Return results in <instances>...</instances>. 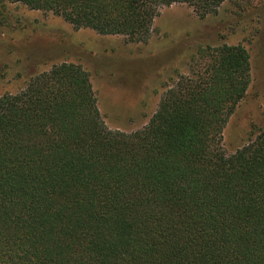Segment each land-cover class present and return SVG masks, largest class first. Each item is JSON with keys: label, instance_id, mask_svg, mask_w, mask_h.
<instances>
[{"label": "trees", "instance_id": "16d2710c", "mask_svg": "<svg viewBox=\"0 0 264 264\" xmlns=\"http://www.w3.org/2000/svg\"><path fill=\"white\" fill-rule=\"evenodd\" d=\"M10 1L144 40L161 7L204 18L228 0ZM200 53L204 71L132 133L107 127L78 64L0 96V264H264V131L222 150L251 57L242 45Z\"/></svg>", "mask_w": 264, "mask_h": 264}, {"label": "rangeland", "instance_id": "374dc122", "mask_svg": "<svg viewBox=\"0 0 264 264\" xmlns=\"http://www.w3.org/2000/svg\"><path fill=\"white\" fill-rule=\"evenodd\" d=\"M224 44L251 57V84L222 134L223 152L233 155L264 131V0H228L204 18L186 3L164 6L144 40L0 0V96L21 92L53 65L78 64L107 127L132 133L148 125L168 90L204 71L201 49Z\"/></svg>", "mask_w": 264, "mask_h": 264}]
</instances>
